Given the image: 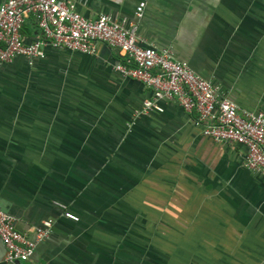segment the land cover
Listing matches in <instances>:
<instances>
[{
    "label": "crops",
    "instance_id": "0c3cea01",
    "mask_svg": "<svg viewBox=\"0 0 264 264\" xmlns=\"http://www.w3.org/2000/svg\"><path fill=\"white\" fill-rule=\"evenodd\" d=\"M68 1L132 18L138 0ZM137 22L237 107L264 108V0H149ZM21 33L37 37L30 15ZM44 52L0 64V208L23 233L53 222L24 264H264V184L243 147L202 136L173 101L133 118L150 91L113 70V48Z\"/></svg>",
    "mask_w": 264,
    "mask_h": 264
},
{
    "label": "built area",
    "instance_id": "2783aa9c",
    "mask_svg": "<svg viewBox=\"0 0 264 264\" xmlns=\"http://www.w3.org/2000/svg\"><path fill=\"white\" fill-rule=\"evenodd\" d=\"M148 1L136 2L132 18H115L105 13L87 18L68 0H3L0 64L15 57H23L31 64L44 57L46 48L86 55H95L100 45L113 48L122 55V61L113 64V70L150 91L133 110V118L161 113L162 102H175L191 116L192 125L202 136L215 143L243 147L242 166L257 173L264 184V108L250 111L237 107L216 83L197 75L186 62L175 59L169 48L144 43L138 35L137 21ZM29 15L38 35L25 41L21 26ZM59 206L62 216L77 220L64 205ZM15 223L13 215L0 209L2 260L7 264H24L37 244L49 236L53 222L42 219L29 233L18 231Z\"/></svg>",
    "mask_w": 264,
    "mask_h": 264
},
{
    "label": "water",
    "instance_id": "95a60500",
    "mask_svg": "<svg viewBox=\"0 0 264 264\" xmlns=\"http://www.w3.org/2000/svg\"><path fill=\"white\" fill-rule=\"evenodd\" d=\"M1 209V208H0ZM2 211H4L5 212V210L4 209H1ZM2 245V244H1Z\"/></svg>",
    "mask_w": 264,
    "mask_h": 264
}]
</instances>
